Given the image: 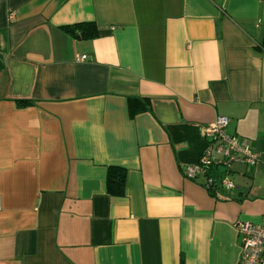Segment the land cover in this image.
I'll list each match as a JSON object with an SVG mask.
<instances>
[{"label": "crops", "instance_id": "obj_1", "mask_svg": "<svg viewBox=\"0 0 264 264\" xmlns=\"http://www.w3.org/2000/svg\"><path fill=\"white\" fill-rule=\"evenodd\" d=\"M262 41L264 0H0V264H237L234 221L264 217ZM217 116L260 155L229 200L182 174Z\"/></svg>", "mask_w": 264, "mask_h": 264}, {"label": "built area", "instance_id": "obj_2", "mask_svg": "<svg viewBox=\"0 0 264 264\" xmlns=\"http://www.w3.org/2000/svg\"><path fill=\"white\" fill-rule=\"evenodd\" d=\"M85 58V54L76 56L77 61ZM228 124L227 117L217 116L204 127L205 147L202 153L196 162L182 170L187 179L196 181L203 177L201 185L206 191L212 188L225 191L233 189L234 184L227 174L231 166L237 162L254 165L260 159V155L252 151L245 140L227 132ZM218 167L224 169V175L216 181L211 172ZM233 225L239 249L237 264H264V217L258 223L237 219Z\"/></svg>", "mask_w": 264, "mask_h": 264}, {"label": "trees", "instance_id": "obj_3", "mask_svg": "<svg viewBox=\"0 0 264 264\" xmlns=\"http://www.w3.org/2000/svg\"><path fill=\"white\" fill-rule=\"evenodd\" d=\"M69 32L77 34L78 37H90L96 34L94 24H78L66 28ZM264 47V41H262ZM24 102V101H20ZM126 170L122 166L109 165L106 174V189L110 195L121 197L124 195ZM208 193L217 200H229L232 197L227 191L220 188H212Z\"/></svg>", "mask_w": 264, "mask_h": 264}]
</instances>
